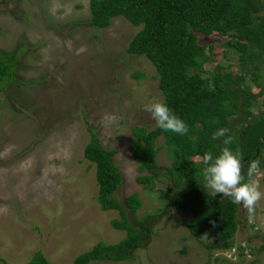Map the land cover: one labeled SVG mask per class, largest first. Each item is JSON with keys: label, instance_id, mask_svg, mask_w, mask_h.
I'll list each match as a JSON object with an SVG mask.
<instances>
[{"label": "rangeland", "instance_id": "rangeland-1", "mask_svg": "<svg viewBox=\"0 0 264 264\" xmlns=\"http://www.w3.org/2000/svg\"><path fill=\"white\" fill-rule=\"evenodd\" d=\"M88 3L0 0V51H18L17 82L0 90V264H26L38 251L50 264H72L94 244L124 238V231L110 226L119 219L117 211H101L96 202L94 165L82 155L88 130L104 149L116 151L113 162L123 181L114 197L125 210L132 194L140 202L133 214L126 210L127 218L158 214L150 240L133 258L88 264H264V250L257 251L264 245V199L252 218L241 206L237 213L234 244L246 242L248 256L240 248L234 259H225L221 250L206 248L216 230L195 240L181 224L190 214L156 198V190L167 187L165 178L154 180L152 191L135 182L136 165L127 150L131 129L156 127L144 105L161 102L162 95L150 62L125 53L139 28L122 17L94 28L88 25ZM225 40L199 35L209 61L193 71L207 77L218 64L222 73L244 76L235 54L222 46ZM261 100L253 99L251 114L263 109ZM154 145L163 173L170 166L163 138ZM196 158L192 161L201 165ZM261 160L254 179L264 192V151Z\"/></svg>", "mask_w": 264, "mask_h": 264}, {"label": "trees", "instance_id": "trees-1", "mask_svg": "<svg viewBox=\"0 0 264 264\" xmlns=\"http://www.w3.org/2000/svg\"><path fill=\"white\" fill-rule=\"evenodd\" d=\"M88 25L102 29L112 18L122 17L139 28L128 42L125 53L145 57L153 66L157 89L162 101L188 127L185 135L166 132L157 126L149 131L135 126L128 139V153L136 165L135 182L152 191L154 180L165 178V189L156 190V198L166 208L185 211L189 220L182 225L195 240L200 241L212 230L217 231L207 249L226 250L233 246L238 228L237 213L240 205L233 204L222 194L212 197L204 187L202 170L205 167L192 161L211 153L215 159L221 154L224 137L213 140L220 128L229 129L233 153L242 162V175L247 180L248 162L259 159L261 169L264 148V0H89ZM202 37H225L222 44L233 52L242 77L216 64L207 77L194 72L195 65L209 61ZM18 51H0V90L17 82ZM140 78L139 73L134 75ZM263 76V77H262ZM247 77L248 82L242 78ZM256 87V93H251ZM262 97L263 109L251 114L253 99ZM235 130V131H233ZM82 155L94 165L96 202L101 211H117L119 219L110 220L115 230L124 231V238L116 244L96 243L77 255L72 264L91 261H122L134 257L135 252L147 245L152 235L153 221L158 214L143 216L141 220L127 218L140 206L135 194L131 204L124 206L114 197L122 185V174L114 165L115 150L104 149L93 132ZM162 137L170 166L163 169L156 163L158 148L154 143ZM202 162V161H201ZM264 250V245L258 252ZM216 260V259H215ZM26 264H50L41 252H36Z\"/></svg>", "mask_w": 264, "mask_h": 264}, {"label": "clouds", "instance_id": "clouds-1", "mask_svg": "<svg viewBox=\"0 0 264 264\" xmlns=\"http://www.w3.org/2000/svg\"><path fill=\"white\" fill-rule=\"evenodd\" d=\"M144 111L151 114V118L161 130L178 135L187 134V125L172 113L163 102L153 101L146 104ZM222 137H224L223 144L225 147L222 148L218 157L214 159L211 153H205L202 157L196 158L205 165L202 170L204 187L208 195L215 197L217 194H222L224 198L230 199L233 204L240 205L246 210L249 218H252L258 203L264 199V192L260 190V183L254 179L260 170V160L254 159L248 162L247 180H245V176L242 175L243 165L238 158V153L234 154L228 147L233 143L229 129L220 128L213 134L212 139L217 140ZM232 247H235L237 251L240 248L248 250L245 243L243 246L233 244ZM229 249L221 251L222 253L228 252Z\"/></svg>", "mask_w": 264, "mask_h": 264}, {"label": "built area", "instance_id": "built-area-1", "mask_svg": "<svg viewBox=\"0 0 264 264\" xmlns=\"http://www.w3.org/2000/svg\"><path fill=\"white\" fill-rule=\"evenodd\" d=\"M243 246V244H242ZM237 252V249L235 247H232L231 249H229L228 252L222 253V255L226 258V259H234V253ZM243 253L245 254V256H248L249 251L247 249H244Z\"/></svg>", "mask_w": 264, "mask_h": 264}, {"label": "flooded vegetation", "instance_id": "flooded-vegetation-1", "mask_svg": "<svg viewBox=\"0 0 264 264\" xmlns=\"http://www.w3.org/2000/svg\"><path fill=\"white\" fill-rule=\"evenodd\" d=\"M262 75L264 76V73H263ZM263 76H262V77H263ZM262 121H263V123H264V117H263V120H262ZM263 151H264V148L262 149V152H263ZM261 157H262V153H261ZM244 243L247 244L246 242H244ZM246 246H247V245H246Z\"/></svg>", "mask_w": 264, "mask_h": 264}, {"label": "crops", "instance_id": "crops-1", "mask_svg": "<svg viewBox=\"0 0 264 264\" xmlns=\"http://www.w3.org/2000/svg\"><path fill=\"white\" fill-rule=\"evenodd\" d=\"M237 230H238V228H237ZM237 232V231H236Z\"/></svg>", "mask_w": 264, "mask_h": 264}]
</instances>
